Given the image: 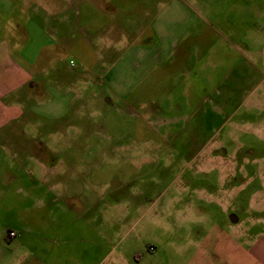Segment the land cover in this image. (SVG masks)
Listing matches in <instances>:
<instances>
[{
  "label": "rangeland",
  "instance_id": "1",
  "mask_svg": "<svg viewBox=\"0 0 264 264\" xmlns=\"http://www.w3.org/2000/svg\"><path fill=\"white\" fill-rule=\"evenodd\" d=\"M242 1L83 0L79 6V0H0V24L17 33L10 37L15 46H29L26 60L37 66L38 49H45L39 71L59 70L65 88L76 86L72 112L60 101L52 116L64 118L47 124V130H63L65 136L46 139L62 153L41 152L40 158L80 165L77 212L66 213V202L47 209L48 223L61 229L26 236L25 243L38 248L29 261L40 255L44 264H196L197 255L213 254L216 244L224 263L257 264L241 251L232 258L236 243L247 250L264 239V1L251 8ZM60 5L57 23L49 8ZM151 23L158 40L150 46L166 71L156 67L139 93L154 89L165 112L154 122L141 120L142 106H133V116L121 113L119 101L140 76L137 47L145 45L141 34ZM230 24L236 34H229ZM14 59L25 64L18 49ZM109 70L120 75L111 90L103 81ZM183 82L192 86L180 87ZM172 104L187 112L170 123L177 118L169 113ZM28 123L19 127L28 146L21 154L13 139L0 137L4 238L13 229L7 195L14 173L29 170L36 161L32 141L45 140ZM162 123L167 129L160 135L151 129ZM98 162L109 163L104 179L91 174L89 163Z\"/></svg>",
  "mask_w": 264,
  "mask_h": 264
},
{
  "label": "crops",
  "instance_id": "2",
  "mask_svg": "<svg viewBox=\"0 0 264 264\" xmlns=\"http://www.w3.org/2000/svg\"><path fill=\"white\" fill-rule=\"evenodd\" d=\"M81 1L83 0H79V6L83 5ZM237 3H239V0H237ZM253 3H257V0H243L241 4L246 8H251ZM79 6L77 8L78 10L81 8ZM66 9L67 7L65 10ZM49 10L52 11L51 14H53V17L51 19L55 22L57 21V18L54 15L63 16L64 8L61 5L59 7H50ZM69 10L72 11L71 9ZM61 18L63 19V17ZM55 22L52 21V23L56 24ZM156 26L157 24L151 23L148 24V28L144 27L145 30L141 34V41L145 45L142 44L137 47V56L140 58V65L139 63L137 64L141 72L140 76L137 81L125 86L127 93L122 95V98L119 96V101L124 105V111L120 110L122 111L121 113L124 112L125 115L127 114L133 116L135 113H137L136 108L134 107L142 106L144 111L140 109L142 111L141 114L143 115L141 120L144 121L147 119L146 117H149L152 122L158 120V118L165 119L163 116L165 112H163V108L161 106L156 104L157 102L154 96V89H148L149 91H147L145 94L143 92L139 93V90L140 85L144 83L151 74H153V71L156 67H158V69L161 71H166V67L160 63L162 60H160L159 57L157 61V50L153 51V46H150L153 45L154 41L158 40L156 36L152 34V31ZM11 30L12 31L10 33L7 24H0V137L2 138L6 136L7 139H13L12 143L19 145V148L17 147V153L21 154V152L25 150L24 148L28 146H26V143L23 141L25 133L21 131L19 127L28 123V120L31 118V116H33L32 118L36 122H33V124L29 122V129L32 126L34 130H37V133L39 134L38 137L42 135L41 137H43L45 140L44 142L41 140L39 142L35 140L32 141V143L36 144V150H33V152H31L32 156L31 154L30 156L36 161L33 162V165H30L29 170H24L19 174L14 173L13 180L11 182L12 189L7 195V202H9L12 207L9 208L8 206L9 209H7V212H9L10 216L13 217V229L9 231L7 238H4V236L0 234V264H29L32 261L34 264H44L39 259L41 258L44 260V256L40 255H38L39 258L36 257L29 261L30 252H34L36 254L38 252V248H36V245L32 241L27 240L25 243L24 239L26 236L29 238H43L44 235L50 234V232H59L61 229L60 224L56 222H54L52 225L49 224L48 215H44L49 207L59 208L62 202H66L64 208L66 213L74 214L77 212V208L74 203L77 199L76 188L79 187V178L77 177L79 176L80 165L73 161L60 162V158H57L56 156L51 157L50 160L45 157L43 159L40 158L41 152L45 153V155H55L56 153L60 152L62 153L61 150H53L52 148L48 147L46 139L47 141L48 139L52 138H56L57 140V137L65 136L62 134L63 130L58 129L57 131V129H55L56 131L54 132L53 130H47V124H55V121H58L59 119L62 120L64 118L63 114L52 116L53 107H58L60 101L63 103L67 100L66 104L69 109L68 111L69 113L72 112V104L74 103L73 98L75 96L73 93L76 89V86L69 85L65 88L62 84L63 78L59 70H56V72L53 74L52 71L50 72V68H45L44 70L42 69L39 71L37 66L43 62L45 57L43 52L45 49H40V47L38 49L37 57L39 58V63L37 66H34L31 61H27L26 52L29 46H25L24 49L19 44L15 46V43L11 41L10 37H16L17 33H14L13 28H11ZM229 34H236L233 24H230ZM28 42H30V38ZM54 47L56 46H52V48ZM56 48H54V50ZM17 49L21 52V57L24 59V65L26 66L14 59V51ZM52 55L53 53H47V57H52ZM161 55L162 53L160 56ZM139 69L137 70L139 71ZM182 70L187 69L182 68ZM170 71L171 70L167 69L168 76ZM47 74H52L50 80L45 77ZM69 79V83H71L72 77H69ZM73 79L76 81L78 79L84 78L81 76L79 77V75H74ZM187 79H190V74L187 76ZM119 80V73L110 70L103 78L104 83L107 84L110 90L112 87L114 88V85L118 86ZM85 84L86 85H83V88L88 92L89 85L87 83ZM183 84L185 83L183 82L180 87ZM185 86L186 88H190L192 85L185 84ZM36 90L38 91V94L33 95L32 91ZM64 90L66 91L65 93ZM138 93L140 94L139 98L134 99V96ZM37 96H43V98L38 99ZM132 100L134 101V105L131 103ZM153 101L155 102L153 103ZM178 106L180 107L183 105L179 103ZM178 106L172 104L173 108L169 111V113H172V116H176L177 118H172L171 120L169 119L170 123L172 121L178 120V118L181 116H186L185 113L187 111L183 112V109H181L182 113H178ZM84 107H86V105ZM147 112L149 115L145 114ZM194 112L201 113L199 108H196ZM67 119H70V117ZM162 126V128L151 129H153V131H158L160 135L164 129H167L165 124L162 123ZM155 136L158 137L157 134H155ZM15 139H18L16 143ZM104 150L105 149L100 150L99 155L103 154ZM87 152L90 153V149L86 151V153ZM89 164L92 167V176L96 177V173H100L98 179H104L103 175L105 170L108 168L107 166L109 163L98 162ZM31 202L33 203V208L28 209V204ZM69 230L71 233L72 229ZM245 232L250 233L248 229H246ZM10 233H15L16 236L11 237ZM236 244V249H234V252L232 251V258L233 255L235 258H238L239 252L241 251L246 255V257L248 256L249 258L255 260L257 264H260L259 262L264 264V239L247 245V250L242 248L241 245L239 246L238 243ZM217 247L220 248L215 244L213 254H206L204 256L201 255V257L198 254L195 259L196 264H228L227 261L224 263V261L221 259L219 253L222 251L221 249H217Z\"/></svg>",
  "mask_w": 264,
  "mask_h": 264
},
{
  "label": "built area",
  "instance_id": "3",
  "mask_svg": "<svg viewBox=\"0 0 264 264\" xmlns=\"http://www.w3.org/2000/svg\"><path fill=\"white\" fill-rule=\"evenodd\" d=\"M74 64H75L74 62H71V65H72V66H74ZM10 236H11V237H15L16 234H15V233H10Z\"/></svg>",
  "mask_w": 264,
  "mask_h": 264
}]
</instances>
